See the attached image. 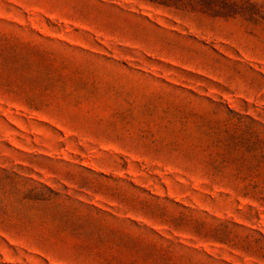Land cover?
I'll return each instance as SVG.
<instances>
[{"label": "rangeland", "instance_id": "rangeland-1", "mask_svg": "<svg viewBox=\"0 0 264 264\" xmlns=\"http://www.w3.org/2000/svg\"><path fill=\"white\" fill-rule=\"evenodd\" d=\"M228 3L0 0V264H264V0Z\"/></svg>", "mask_w": 264, "mask_h": 264}, {"label": "trees", "instance_id": "trees-1", "mask_svg": "<svg viewBox=\"0 0 264 264\" xmlns=\"http://www.w3.org/2000/svg\"><path fill=\"white\" fill-rule=\"evenodd\" d=\"M150 3L161 5H175L179 8H185L187 5L193 6V4L206 5L211 11H217L220 13H226V7L229 4L228 0H145ZM223 11V12H222Z\"/></svg>", "mask_w": 264, "mask_h": 264}]
</instances>
